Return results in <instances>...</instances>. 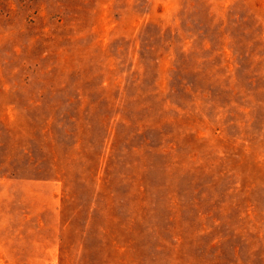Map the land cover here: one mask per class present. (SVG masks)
<instances>
[{
    "label": "rangeland",
    "instance_id": "1",
    "mask_svg": "<svg viewBox=\"0 0 264 264\" xmlns=\"http://www.w3.org/2000/svg\"><path fill=\"white\" fill-rule=\"evenodd\" d=\"M0 264H264V0H0Z\"/></svg>",
    "mask_w": 264,
    "mask_h": 264
}]
</instances>
